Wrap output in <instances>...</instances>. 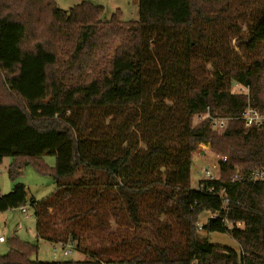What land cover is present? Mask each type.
<instances>
[{
  "label": "trees",
  "instance_id": "16d2710c",
  "mask_svg": "<svg viewBox=\"0 0 264 264\" xmlns=\"http://www.w3.org/2000/svg\"><path fill=\"white\" fill-rule=\"evenodd\" d=\"M103 11L85 0L68 11L56 0H0V164L12 157V180L26 165L52 176V196L96 188L94 203L157 238L134 235L141 247L119 259L43 261L13 236L0 264H264V182L250 179L264 170V128L240 118L248 103L264 112V0H139L130 21L119 10L101 20ZM207 113L229 117L227 127L193 122ZM199 144L225 160L194 189ZM27 202L23 182L0 189V211ZM30 204L38 238L77 242L48 233L46 209ZM207 211L218 216L200 231ZM211 232L239 250L211 243Z\"/></svg>",
  "mask_w": 264,
  "mask_h": 264
},
{
  "label": "rangeland",
  "instance_id": "374dc122",
  "mask_svg": "<svg viewBox=\"0 0 264 264\" xmlns=\"http://www.w3.org/2000/svg\"><path fill=\"white\" fill-rule=\"evenodd\" d=\"M56 1L60 8L67 11L80 2V0ZM85 1L104 7L101 20H109L117 10H119L120 20L139 19V0ZM193 122L197 123L198 120L194 118ZM43 158L50 167L55 165L56 160L53 155H45ZM220 159L221 156L212 150L210 144L198 145L191 164L192 188H197L201 179L219 176ZM11 161L12 157L7 156L0 164L1 193H9L16 182H23L27 192L28 202L25 206L27 213L22 211V207L0 211V236L5 239L0 242V255L9 250L11 237L18 236L38 246L37 252L31 256L32 259L53 260L52 245L47 240L37 237L35 206L30 204L32 198L39 203L38 209L47 211L44 218L48 221V233H52L51 228L54 227L58 234L68 233L69 240H72L71 236L74 234L77 236L76 250L69 256H61V260H86L91 257V251L97 252V257L102 260L119 259L138 251L141 247L140 235L157 238L156 231L149 226H145L143 232L133 231L129 221L122 216H114L109 207L103 204V200L101 203H94L93 196L96 188L76 189L67 198H60L55 196L56 194L52 196L55 190L52 176L39 173L32 165H26L22 169V174L16 180H12L8 175V166ZM204 169H209L210 174L206 175ZM203 218L204 215L201 219ZM239 226H243V224ZM134 235H139V237L134 238ZM208 237L210 242L215 245L239 250L238 243L228 233L211 232Z\"/></svg>",
  "mask_w": 264,
  "mask_h": 264
},
{
  "label": "built area",
  "instance_id": "2783aa9c",
  "mask_svg": "<svg viewBox=\"0 0 264 264\" xmlns=\"http://www.w3.org/2000/svg\"><path fill=\"white\" fill-rule=\"evenodd\" d=\"M233 91L236 93H245L248 95L249 93V87L244 86L239 84L238 82H234L233 83ZM206 117H210L211 118V128L213 130L216 131H223L228 124L229 121V117H223V116H211L209 113L205 114V115H196L195 118L200 121L203 118ZM241 120L243 121L244 125L246 127H257V128H264V112H261L258 108L253 107L252 105H250V103L247 104V106L244 108V110L241 113L240 116ZM221 160H225V158L220 159ZM204 172L206 173V175L210 174V170L209 169H204ZM214 178H218V176L216 177H212L209 176V178H204V179H214ZM250 179L253 181H260V182H264V170L263 169H256L254 171H252V173H250ZM22 211L26 212V208L22 207ZM204 215V218L201 219ZM218 214L215 212H204L197 225H198V229L200 231H202V227L205 223H207L210 219H214L217 218ZM227 223L229 224V226L234 225L232 222L227 221ZM242 223H236V225H241ZM5 241L3 236H0V242ZM78 246V243L76 241H68L67 243H55L52 247V259L53 260H61V256L62 257H66L71 255L74 250H76Z\"/></svg>",
  "mask_w": 264,
  "mask_h": 264
},
{
  "label": "crops",
  "instance_id": "0c3cea01",
  "mask_svg": "<svg viewBox=\"0 0 264 264\" xmlns=\"http://www.w3.org/2000/svg\"><path fill=\"white\" fill-rule=\"evenodd\" d=\"M37 204H38V202H37ZM26 206V205H25ZM24 206V207H25ZM26 208V207H25ZM24 213H27V209H26V212H24ZM50 243V242H49ZM51 245H52V247H53V245L55 244V243H50ZM5 254V253H4Z\"/></svg>",
  "mask_w": 264,
  "mask_h": 264
}]
</instances>
